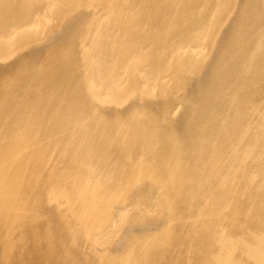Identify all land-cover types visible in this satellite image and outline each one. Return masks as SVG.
Returning <instances> with one entry per match:
<instances>
[{
    "label": "bare ground",
    "instance_id": "bare-ground-1",
    "mask_svg": "<svg viewBox=\"0 0 264 264\" xmlns=\"http://www.w3.org/2000/svg\"><path fill=\"white\" fill-rule=\"evenodd\" d=\"M0 264H264V0H0Z\"/></svg>",
    "mask_w": 264,
    "mask_h": 264
}]
</instances>
